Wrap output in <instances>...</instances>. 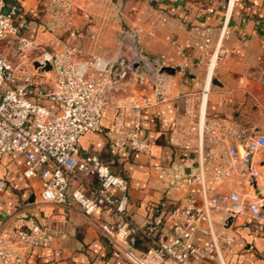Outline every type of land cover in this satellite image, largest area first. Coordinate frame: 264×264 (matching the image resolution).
Returning <instances> with one entry per match:
<instances>
[{
    "label": "built area",
    "instance_id": "2783aa9c",
    "mask_svg": "<svg viewBox=\"0 0 264 264\" xmlns=\"http://www.w3.org/2000/svg\"><path fill=\"white\" fill-rule=\"evenodd\" d=\"M22 1L0 0V40L6 44V53L0 51V154L24 155L23 175L43 181L36 201H73L86 216L109 213L112 219L99 224L100 233L130 264H193L195 258L230 264L243 247L239 220L248 217L264 228V134L217 113L206 114L214 69L229 51L223 39L237 0H227L216 36L210 25H190L183 39L167 36L173 53L157 55L137 43V29L126 31L132 42L128 49L114 54L87 50L78 42L49 48L23 33ZM79 8L80 0H44L46 29L75 38ZM209 12L217 9L209 7ZM47 62L50 68L44 69ZM192 65L205 68L197 108L185 106L186 118L167 135L174 158L152 165L172 205L148 203L151 217L138 223L128 208V179L113 171L98 150L79 155V137L102 132L112 156L151 153L141 111L173 96L172 74L161 67L183 71ZM132 77L143 86L128 92ZM107 104L116 107L110 129L102 124ZM128 106L134 109L129 125ZM4 187L0 178V191ZM228 216L233 220L226 226ZM197 233L208 240L196 241ZM53 236V224L31 213L0 221V264H27L28 251L49 245Z\"/></svg>",
    "mask_w": 264,
    "mask_h": 264
},
{
    "label": "crops",
    "instance_id": "0c3cea01",
    "mask_svg": "<svg viewBox=\"0 0 264 264\" xmlns=\"http://www.w3.org/2000/svg\"><path fill=\"white\" fill-rule=\"evenodd\" d=\"M43 3L44 0H23L19 18L24 25L23 33L38 43L57 48L64 42H78L87 50L114 54L128 49L132 42L126 31L137 29V43L147 54L157 55L173 53L167 36L183 39L187 37L190 25H210L216 36L227 0H80V8L74 17L75 38L46 29ZM209 7H215L217 13L209 12ZM240 17L245 20L237 22ZM229 19L231 29L223 39L229 51L214 69L213 78L218 82L210 86L206 114L217 113L251 125L264 134V0L235 1ZM141 32L145 47L158 50L157 53L147 51L140 39ZM147 32L161 37V43L152 47L153 38L150 39ZM176 59L181 61L179 56ZM171 74L173 96L141 111L142 134L152 142L151 153L112 156L107 149V137L102 132H86L78 140L79 155L91 149L98 150L112 170L128 179V208L138 223L151 217L148 203L164 207L172 205L171 193H166L152 165L168 163L174 158L175 151L167 143V135L180 119L186 118L183 106L194 107L198 101L205 68L192 65ZM115 112L114 105H105L102 124L106 129L112 127ZM133 115L134 109L126 107L128 125L132 123ZM23 168L22 153L0 154V178L5 179V187L0 191V221L31 213L37 220L50 221L54 227L51 243L33 246L27 253V264H130L100 233L99 224L112 219L109 213L98 210L86 216L73 201L38 203L37 194L43 181L37 175L25 177ZM239 221L236 230L243 247L231 257L230 264H264L263 226L251 222L248 217ZM165 226L168 229L171 221ZM195 240L203 243L208 236L197 233ZM164 264L176 263L167 260ZM193 264L207 263H200L195 258Z\"/></svg>",
    "mask_w": 264,
    "mask_h": 264
},
{
    "label": "rangeland",
    "instance_id": "374dc122",
    "mask_svg": "<svg viewBox=\"0 0 264 264\" xmlns=\"http://www.w3.org/2000/svg\"><path fill=\"white\" fill-rule=\"evenodd\" d=\"M119 24H121V21L119 22ZM147 34H148V37L151 39V38H153L152 40H153V44H151V46L152 47H154V46H157V45H159L160 43H161V37L159 38V37H157V36H153L152 35V33H149V32H147ZM145 37H144V34L142 35V32H141V37H140V39H141V41H142V43L144 44V39ZM144 47H145V44H144ZM146 48V47H145ZM147 49V51H149V52H153V53H157L158 52V50H153V49H150V48H146ZM0 51L2 52V53H6V44H5V41H2V40H0ZM151 55V54H150ZM152 55H155V54H152ZM143 85L142 84H138L136 81H135V79H134V77H132L131 79H130V83L127 85V91L129 92V90H131V91H134V90H138L139 88H141ZM197 103H198V101L196 102V104H194V107L195 108H197ZM53 104H51V105H49V106H52ZM185 106L186 105H184L183 106V110L185 109ZM103 158V157H102ZM105 161V160H104ZM105 162H107V161H105ZM114 171V170H113ZM116 172V171H115ZM118 173V172H117Z\"/></svg>",
    "mask_w": 264,
    "mask_h": 264
},
{
    "label": "water",
    "instance_id": "95a60500",
    "mask_svg": "<svg viewBox=\"0 0 264 264\" xmlns=\"http://www.w3.org/2000/svg\"><path fill=\"white\" fill-rule=\"evenodd\" d=\"M37 64H38L37 61H35L34 65H37ZM49 68H50V64L47 62L45 64V66H44V69H49ZM161 70L165 71V72H168V73H174L175 72V69L173 67H171V66H162ZM217 82L218 81H217L216 78H212V84L217 83ZM232 220H233V217L232 216H228L226 218V226H229L231 224Z\"/></svg>",
    "mask_w": 264,
    "mask_h": 264
}]
</instances>
